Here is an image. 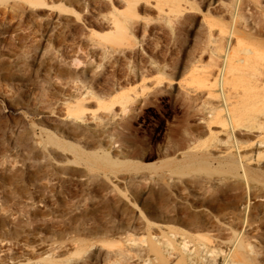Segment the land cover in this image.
<instances>
[{
	"label": "rangeland",
	"instance_id": "rangeland-1",
	"mask_svg": "<svg viewBox=\"0 0 264 264\" xmlns=\"http://www.w3.org/2000/svg\"><path fill=\"white\" fill-rule=\"evenodd\" d=\"M32 1L5 0L0 7L6 8L0 10V264H264V69L253 76L250 61L226 72L222 84L223 53L211 42L224 38V24L234 26L236 15L227 14L236 4L244 15L254 12L243 16L250 23L236 19L242 21L236 28L251 37L244 45L264 44V34L254 32L264 22V0ZM205 98L215 111L223 98L230 107L244 104L250 115L244 123L256 118L261 131L237 127L235 148L223 113L211 115ZM103 153L114 165L94 162ZM228 158L257 180L241 183V167L221 173ZM252 185L263 187L258 197ZM245 238L248 262L230 257L239 241L247 245Z\"/></svg>",
	"mask_w": 264,
	"mask_h": 264
},
{
	"label": "bare ground",
	"instance_id": "bare-ground-1",
	"mask_svg": "<svg viewBox=\"0 0 264 264\" xmlns=\"http://www.w3.org/2000/svg\"><path fill=\"white\" fill-rule=\"evenodd\" d=\"M5 0H0V7H1V4L2 3H5L4 2ZM17 1H19V0H17ZM32 1V0H31ZM34 1V0H33ZM32 1V4L33 3H35L36 1H34L33 2ZM132 1H134V0H128V3H131ZM176 2H177V0H175ZM185 1V0H184ZM233 1V0H232ZM240 1H242V0H240ZM246 1V0H245ZM258 1V3L260 4V0H257ZM256 0L254 1V2H257ZM29 2V1H28ZM137 2V1H136ZM135 2V3H136ZM243 2H244V0H243ZM243 2H242V5H243ZM263 3H264V1H262ZM261 2V3H262ZM13 4L15 3V2H12ZM175 3V2H174ZM182 3H184L183 1H182ZM191 3V2H190ZM235 3V2H234ZM236 3H237V0H236ZM16 4V3H15ZM126 3H124V6L125 7H127L126 5H125ZM137 4H138V2H137ZM187 4V3H186ZM240 4H241V2H240ZM251 4V3H250ZM258 4V5H259ZM5 5H6V3H5ZM5 5H3L4 7H5ZM9 5V4H8ZM184 5V4H183ZM233 5V4H232ZM231 4H230V6H232ZM235 5L236 4H234V9H232L233 11H232V13H231V15H229V14H227L229 17H231L232 19L235 17V15H236V18H235V22H234V26H232L233 24L232 23H229L228 24V22H227V24H224V26L222 27V29L220 30V33H224V38H225V41L224 42H226V43H224V42H222V40H224V38H220L219 40H221V41H218V42H216V40L215 41H211V42H215L214 43V45L212 46V48L214 47V46H216L215 44H217L218 43V47H216V49H215V51H218V53L221 51V53H223V60H222V64H221V68L218 66V65H215V64H217V63H214V61L213 62H210V59L208 58V60L209 61H206V62H210V63H208L209 65H211V63L214 65V67L216 66L218 69L220 68V72L221 73H223L224 74V78H222V84H223V81H226V74L227 73H230V75H231V71L233 72V71H235L237 68H241L242 66H244V67H247V66H251V63H250V61L251 62H253L252 63V66H251V68H254L255 69V71L254 72H252V70H251V72L250 73H253L252 75L253 76H255V74H256V71H257V73H261L262 74V72H263V69H264V44L263 43H261V42H254L253 43V45H252V48H254V50H250V48H247L245 45H244V43L243 42H245V40H247V39H250L251 37L250 36H247L245 33H243V32H241V31H239L237 28L239 27V26H237L236 25V23H241V22H237V17L239 16V19H243V21L245 20L244 18H246V17H243V16H245L244 14H243V12H241V11H239L238 10V8L237 7H235ZM263 5V4H262ZM2 6V7H3ZM10 6V5H9ZM13 6V5H12ZM172 6V5H171ZM229 6V5H228ZM245 6V5H244ZM3 7V8H4ZM176 7V6H175ZM189 8H191L190 7V5L188 6ZM233 7V6H232ZM239 9H243V8H241L242 6L241 5H239ZM261 8H263L262 6H260ZM6 8H4V10H5ZM16 9V8H15ZM172 9V8H171ZM229 10H230V7L228 8ZM259 9V8H258ZM1 10V9H0ZM3 10V9H2ZM2 10H1V13H2ZM3 10V11H4ZM11 10V9H10ZM160 10V9H159ZM182 10H183V8H182ZM162 11V10H161ZM228 11V10H227ZM231 11V10H230ZM238 11L239 12H241V14H243L242 15V17L240 18V16H241V14L240 13H238ZM245 11V10H244ZM249 11V10H248ZM262 11H264V9L262 10ZM6 12V11H5ZM4 12V13H5ZM12 13V12H11ZM251 13H253V16H254V12H252L251 11ZM250 13V14H251ZM260 13V12H259ZM14 14V13H13ZM240 14V15H239ZM249 14V13H248ZM249 14V15H250ZM255 14H256V12H255ZM249 15H246V16H249ZM263 15V14H262ZM250 16H252V14L250 15ZM257 15H255V17H256ZM264 16V15H263ZM3 17V16H2ZM116 17V16H115ZM133 17V16H132ZM227 17V16H226ZM229 17H227V19L229 18ZM260 17H261V15H260ZM224 18V17H223ZM250 18V17H249ZM258 18V17H257ZM252 19V18H251ZM122 20V19H121ZM121 20H115V24H116V26L120 23L119 21H121ZM211 20V19H210ZM249 20V19H248ZM256 20V19H255ZM258 20H260V18L258 19ZM240 21V20H239ZM247 20H245V22H246ZM251 21H254V18L251 20ZM257 21V20H256ZM256 21H254V22H256ZM128 22V21H127ZM126 22V23H127ZM222 22V21H221ZM247 22H249V21H247ZM260 22H263V20H261ZM129 23V22H128ZM127 23V24H128ZM223 23V22H222ZM222 23H220V24H222ZM250 23V22H249ZM249 23H245L246 25H249ZM264 23V22H263ZM263 23H262V25H261V23L259 24V22H258V24L259 25H261V26H257V28H253L254 29V32H255V34L257 35V34H259V35H263L264 34V30L262 31V28L264 27V25H263ZM122 25L124 24V23H121ZM120 24V25H121ZM218 24V23H217ZM242 24V23H241ZM245 24H243V26L245 25ZM257 24V25H258ZM126 24H124L123 26L125 27V29L127 28L126 26H125ZM129 25V24H128ZM210 25V24H209ZM219 25V24H218ZM223 25V24H222ZM221 25V26H222ZM237 26V28H236V26ZM246 25H245V27H246ZM253 25H255V23H253L252 24V26ZM122 26V27H123ZM121 27V28H122ZM215 27V26H214ZM248 27V26H247ZM254 27V26H253ZM113 28H114V25H113ZM219 28H221V27H219ZM245 29V28H244ZM248 29L250 30V27H248ZM247 29V30H248ZM116 30H117V28H116ZM123 31H124V29H123ZM245 31H246V29H245ZM251 31V30H250ZM113 32H114V30H113ZM125 32H127V31H125ZM247 32V31H246ZM117 33V32H116ZM250 33H252V32H250ZM120 34V33H119ZM218 34V33H217ZM225 34L227 35V38L228 37H234L235 38V42H236V44L234 43V45L233 46H230V43H229V38L227 39L226 37H225ZM124 35H126L125 33H124ZM130 35V34H129ZM219 35H221V34H219ZM258 35V37H260ZM127 36V35H126ZM215 36V35H214ZM223 36V35H222ZM101 37V36H100ZM215 37H219V36H215ZM221 37V36H220ZM212 38H214V37H212ZM211 38V39H212ZM106 39V38H105ZM108 39V38H107ZM207 39H208V37H207ZM206 39V40H207ZM231 39V38H230ZM118 40V39H117ZM205 40V41H206ZM113 41V44L116 42L115 40H112L111 38H110V43ZM106 42V41H105ZM118 42V41H117ZM119 42H120V40H119ZM126 43V42H125ZM132 43V42H131ZM207 42H205L204 44H206ZM220 43V44H219ZM119 44V43H118ZM210 44V43H209ZM246 44H247V41H246ZM127 45H130V43L129 44H127ZM210 45H212V44H210ZM206 46V45H205ZM251 46V45H250ZM209 47H211V46H209ZM248 47H249V45H248ZM206 48V47H205ZM204 48V49H205ZM215 48V47H214ZM214 48H213V50H214ZM208 49V48H207ZM207 49H206V51H207ZM212 50V49H211ZM205 51V50H204ZM205 51V52H206ZM210 51V50H209ZM215 51H213L212 53L214 54V52ZM196 52V51H195ZM201 52V51H200ZM205 52H203L204 54H205ZM208 52V51H207ZM199 53V52H198ZM202 53V54H203ZM210 53V52H209ZM209 53H208V55H209ZM216 53V52H215ZM244 53L245 54H248L249 56H245L244 57ZM202 54H201V58H202ZM192 55V54H191ZM197 55V54H196ZM206 55V54H205ZM215 55V54H214ZM216 55H218V54H216ZM214 56L213 57V55H211V56H209V57H213V59H216V57L217 56ZM220 55H222V54H220ZM219 57V56H218ZM179 58V57H178ZM195 58V57H194ZM197 58V57H196ZM218 59V58H217ZM222 59V58H221ZM179 60V59H178ZM76 61V60H75ZM201 61H202V59H201ZM200 61V62H201ZM216 61V60H215ZM195 62H197V61H195ZM204 62V61H203ZM217 62V61H216ZM178 63V62H177ZM203 64V63H202ZM207 64V65H208ZM187 65H190V63H188V64H186V67H187ZM196 65V64H195ZM199 65V64H198ZM206 65V64H205ZM200 66V65H199ZM202 67H203V65H201ZM188 68V67H187ZM194 69H195V67H194ZM185 70V69H184ZM187 70V69H186ZM185 70V71H186ZM200 70V69H199ZM211 70V69H210ZM209 70V71H210ZM216 70V69H215ZM250 70V69H249ZM212 71V70H211ZM219 71V70H218ZM217 71V73H219ZM244 71V70H243ZM197 72V71H196ZM208 72V71H207ZM227 72V73H226ZM235 72H237V71H235ZM241 72V71H240ZM246 72V71H245ZM248 72V71H247ZM195 73V72H194ZM200 73H201V71H200ZM212 73V72H211ZM214 74H216L215 73V71L213 72ZM244 73V72H243ZM202 74H204V72L202 73ZM201 74V75H202ZM208 74V73H207ZM214 74H213V76H214ZM258 74V75H259ZM188 75H190V74H188ZM205 75H206V71H205ZM205 75H202V76H205ZM219 75V74H218ZM218 75H216V76H218ZM228 75V74H227ZM230 75L228 76L229 78L228 79H230ZM233 75V74H232ZM247 76H248V74H246ZM251 75V77L253 78V76ZM257 75V74H256ZM257 75V76H258ZM197 76V75H196ZM201 76V77H202ZM215 76V77H216ZM238 76V75H237ZM237 76L235 77L236 79H237ZM243 76V75H242ZM250 76V75H249ZM256 76V78H259V77H257ZM260 76V75H259ZM262 76V75H261ZM200 77V78H201ZM206 77V76H205ZM204 77V78H205ZM219 77V76H218ZM218 77H216V80H218L219 78ZM244 77H246V76H244ZM251 77H249V79L248 78H245V79H248L249 80V82L251 81L250 79H251ZM203 78V77H202ZM221 78V77H220ZM231 78H232V76H231ZM256 78H254V80H257ZM196 79V78H195ZM209 79V78H208ZM208 79H204V81L206 80H208ZM214 79V78H213ZM234 78H232V80H233ZM244 79V80H245ZM261 79V78H260ZM201 80V79H200ZM238 80V79H237ZM241 80V79H240ZM247 80V81H248ZM253 80V79H252ZM205 81V82H206ZM213 81H215V80H213ZM247 81L245 82V83H247ZM204 82V83H205ZM208 82H209V80H208ZM238 82V81H237ZM248 82V83H249ZM197 83V82H196ZM215 84H217L218 85V83H220V81L219 82H214ZM241 83V82H240ZM183 84V83H182ZM186 84V83H185ZM184 84V85H185ZM190 84V83H189ZM208 84V87H210L212 84L210 83H207ZM221 84V85H222ZM237 84V83H236ZM243 84V83H242ZM262 84V82L260 83V85ZM264 84V83H263ZM192 85V84H191ZM227 85V84H226ZM225 85V86H226ZM187 84L185 85V87L187 88ZM199 86H201V85H199ZM213 86H214V84H213ZM212 86V87H213ZM220 86V85H219ZM229 86V85H228ZM236 86V85H235ZM241 85H239V87H240ZM204 88H206L207 86L205 85V86H203ZM237 87H238V85H237ZM261 87H264L263 85L261 86ZM179 88V87H178ZM190 88H191V86H190ZM198 88H200V87H196V89L198 90ZM225 88V87H224ZM229 88H230V86H229ZM233 88H235V87H233ZM245 88H247V86L245 87ZM253 88V87H252ZM257 88V87H256ZM188 89H189V87H188ZM192 89V88H191ZM191 89H189V90H191ZM223 89V88H222ZM243 90L244 92H245V90L241 87L240 88V90ZM248 89L250 90V91H252L251 90V87L249 88V86H248ZM260 88H258L257 90H259ZM180 90V89H179ZM194 90V89H193ZM230 90L232 91L233 89H231L230 88ZM239 90V89H238ZM238 90H236V91H238ZM241 90V91H242ZM247 90V89H246ZM262 90H264V89H262ZM176 91V90H175ZM194 91H196V90H194ZM235 91V92H236ZM255 91V90H254ZM227 92V91H226ZM239 92V91H238ZM262 92V91H261ZM261 92H260V94H261ZM199 93H201V92H199ZM202 93H203V91H202ZM231 93V92H230ZM240 93V92H239ZM248 93V92H247ZM263 94V96H262V98H264V92H262ZM187 94V93H186ZM197 94H198V92H197ZM236 94H237V92H236ZM242 94V93H241ZM257 94H258V91H257ZM256 94V95H257ZM93 95V94H92ZM199 95V94H198ZM208 96V94H207V92H206V94H205V96ZM209 95H210V93H209ZM211 95H213L212 93H211ZM216 95H218V94H216ZM220 95H222V93L220 94ZM219 95V96H220ZM240 95V94H239ZM243 95V94H242ZM242 95L240 96V97H242ZM250 95V94H249ZM200 96V95H199ZM235 96V95H234ZM238 96V95H237ZM255 96V95H254ZM95 97V96H94ZM203 97V96H202ZM210 97V96H209ZM212 97V96H211ZM218 98V96H215V98ZM249 97V96H248ZM258 96H256V98H257ZM86 98V97H85ZM200 98H201V96H200ZM204 98V97H203ZM220 98H222V96H220ZM235 98V97H234ZM244 98H246V96L245 97H243V99ZM254 98V97H253ZM255 98V99H256ZM261 98V97H260ZM127 99V98H126ZM206 99H208V98H205L204 100H206ZM219 99V98H218ZM233 99V98H232ZM247 99V98H246ZM98 100H100V99H98L97 98V101ZM186 100V99H185ZM187 100H189V98L187 99ZM194 99H192L191 101H193ZM196 100V99H195ZM204 100H202V101H204ZM210 100H211V98H210ZM221 100V99H220ZM235 100H237V98L235 99ZM234 99H233V101H235ZM249 100V99H248ZM250 100H251V98H250ZM253 100V99H252ZM199 101V100H198ZM198 101H193V104H194V102H197V104H196V106H198V107H196V106H194V107H196V108H199V105H201V104H199L198 105ZM215 101V100H214ZM217 101V100H216ZM222 103H221V105L219 106L220 108L219 109H217L218 111H215L214 110V108H211L210 106L212 105V103L209 101V99H208V102H207V100L205 101L206 103L204 104L205 106H207V103H208V105H209V107L211 108V110H212V112H211V115H214L215 117H216V115H218L217 113L218 112H221V113H223L220 117H221V119H222V122L227 126V128L230 130V133H229V131H228V133L230 134V135H232V131H234V129H236L237 127H242V128H246V130L247 129H249V128H253L254 129V131H256L257 129L258 130H260L259 128H260V125H262V123L261 124H255L256 122H255V119H254V123L253 122H251V123H248V124H246V123H244L245 121H246V119L248 118V117H250V115H247V112H246V110H245V108H244V104H241V103H239V104H241V105H239V107L237 108V107H230L229 106V104H228V102H227V100L225 99V98H223L222 100ZM261 101H262V99H261ZM77 102H83L82 100L81 101H77ZM98 102H102L103 103V101H98ZM211 103V105H210V103ZM213 102V101H212ZM238 102V101H237ZM248 102V101H247ZM127 103V102H126ZM186 103H187V101H186ZM192 103V102H191ZM200 103H202L201 101H200ZM216 103H218V102H214V104L216 105ZM230 103H231V101H230ZM262 103V102H261ZM124 104V103H123ZM190 104V103H189ZM202 104V105H203ZM83 105V104H82ZM125 105V104H124ZM123 105V106H124ZM184 105V104H183ZM188 105V104H187ZM261 105H264L263 103L261 104ZM191 106V105H190ZM212 106H214V105H212ZM78 107H79V105H78ZM82 107V106H81ZM188 107V106H187ZM111 107H109V109H110ZM195 108V109H196ZM202 108H205V107H203L202 106ZM202 108H199V109H202ZM70 109V108H69ZM108 109V110H109ZM113 109V108H112ZM125 109H127V108H125ZM124 109V110H125ZM206 109L207 110H209L208 109V107L207 108H205V112L204 113H206ZM71 110H73V109H70V112H71ZM193 110H194V108H193ZM113 111V110H112ZM189 111H192L191 109L189 110ZM196 111V110H195ZM70 112L68 113L69 115H70ZM111 112V111H110ZM114 112V111H113ZM112 112V113H113ZM194 112V111H193ZM76 113H78V112H76ZM83 113H84V110H83ZM83 113H81V115H83ZM191 114H193L192 112H190ZM197 113V112H196ZM203 113V112H202ZM208 113H210V111H208ZM254 113V115H255V112H253ZM257 113V112H256ZM258 113H260L261 114V112H258ZM68 115V116H69ZM73 115V114H72ZM114 115V114H113ZM253 115V114H252ZM67 116V117H68ZM185 116H187V114L185 115ZM190 116V114L188 115V117ZM193 116V115H192ZM194 116H197V114L195 115L194 114ZM214 116L211 118V119H213L214 118ZM257 117H258V115H256ZM73 117V116H72ZM74 117H76V116H74ZM82 117V116H81ZM207 117V116H206ZM209 117V116H208ZM255 117V116H254ZM253 116H251V119H253L254 118ZM196 118V117H195ZM246 118V119H245ZM82 119V118H81ZM84 119V118H83ZM258 120V119H257ZM203 122V121H202ZM210 122H211V120H210ZM248 122V121H247ZM223 126V125H222ZM193 127V126H192ZM191 127V128H192ZM263 127H264V125H263ZM188 128H189V126H188ZM220 128V127H219ZM226 128V127H225ZM256 128V129H255ZM179 129V128H178ZM236 130H238V129H236ZM250 130V129H249ZM251 131V130H250ZM261 131V130H260ZM179 132H180V130H179ZM178 132V133H179ZM241 132V131H240ZM248 132V131H247ZM191 134V133H190ZM228 134V136H226V138L228 137V138H230V135ZM251 134V133H250ZM192 135V134H191ZM247 136H248V134H246ZM238 136V135H237ZM246 136V137H247ZM180 137V136H179ZM181 138V137H180ZM232 138H233V140H231V138H230V140H231V142L233 141V143H234V146H235V148L236 147H238V144H239V141H238V139H234V137H233V135H232ZM244 138H245V136H244ZM183 139V138H182ZM216 139V138H215ZM219 139V138H218ZM241 139H243V138H241ZM240 139V140H241ZM186 140V139H185ZM196 140V139H195ZM198 140V139H197ZM196 140V141H197ZM244 140V139H243ZM242 140V141H243ZM249 139H247V141H248ZM219 141V140H218ZM218 141H216V142H218ZM262 141V140H261ZM188 142V141H187ZM186 142V143H187ZM224 143L226 142V141H223ZM222 142V143H223ZM229 142V141H228ZM244 142V141H243ZM184 143V142H183ZM193 143V142H192ZM191 143V144H192ZM213 143V142H212ZM221 143V142H220ZM219 143V144H220ZM232 143V144H233ZM240 143H242V142H240ZM258 143V142H257ZM256 143V144H257ZM263 143V141L261 142V144ZM218 144V143H217ZM227 145L229 144V143H226ZM59 145V144H58ZM193 145V144H192ZM181 146V145H180ZM229 147L231 146V145H228ZM176 147V146H175ZM188 147V146H187ZM218 147V146H217ZM229 147H227V148H229ZM208 148V147H207ZM216 148V147H215ZM226 148V147H225ZM245 148V147H244ZM205 149V148H204ZM211 149H213L214 150V148H211ZM219 149V148H218ZM247 148H245V150H246ZM170 150V149H169ZM194 150V149H193ZM217 150V149H216ZM167 151H168V149H167ZM235 152H236V150H234ZM241 152V151H240ZM240 152H238V153H240ZM163 154V153H162ZM236 154V153H235ZM243 154H244V152H243ZM259 155V154H258ZM242 156V155H241ZM254 156V155H253ZM184 157V156H183ZM239 157V156H238ZM240 158V157H239ZM250 158V157H249ZM93 159H94V162H98V163H101V164H105V165H108V166H110L111 164L112 165H114V163L109 159V157H108V155L106 154V153H103V155H101V156H94L93 157ZM243 159V158H242ZM209 160H211V159H209ZM243 160H245V159H243ZM251 161H252V158L250 159ZM212 162V161H211ZM247 162H249V159L247 160ZM214 164V163H213ZM225 164H227V166L225 165V167H228L226 170H225V168L224 169H220L221 171V173H224V172H229V173H232V169L233 170H237V169H239L241 166H238L239 165V163L238 162H234V160H233V158H228V161H226L225 162ZM187 165V164H186ZM215 165V164H214ZM220 165V164H219ZM241 165V164H240ZM182 166V165H181ZM216 166V165H215ZM185 167V166H184ZM223 167H224V165H223ZM248 167V166H247ZM217 168V167H216ZM242 168V167H241ZM201 169H203V168H201ZM243 169V175H241V183H247V185H249V183H250V181L252 182V180H253V182H254V180L256 179V177H257V175L256 174H252V173H250V172H248L247 171V169L245 168V167H243L242 168ZM173 171V170H172ZM186 171V170H185ZM250 171H252V170H250ZM239 172V171H238ZM254 172V171H253ZM199 173H201V172H199ZM257 173V172H256ZM202 174V173H201ZM219 174V173H218ZM239 174V173H238ZM203 175V174H202ZM214 175V174H213ZM226 175V174H225ZM204 176V175H203ZM231 176V175H230ZM234 177H236V176H234ZM229 178V177H228ZM172 179V178H171ZM237 179H239V178H237ZM9 180V179H8ZM231 180V178H229V181ZM257 180V179H256ZM184 181V180H183ZM188 181H190L192 184H194V185H196V184H200L199 182H201L200 181V179H198V177H191L190 179H188ZM232 181V180H231ZM230 181V182H231ZM264 181V180H263ZM226 182H228V181H226ZM257 182V181H256ZM177 183V182H176ZM185 183H186V181H185ZM190 183V184H191ZM259 183H261L262 184V182H259ZM191 184V185H192ZM220 184V183H219ZM235 184V183H234ZM189 185V184H188ZM205 185H207V183L205 184ZM243 185H245V184H243ZM246 185V186H247ZM255 185H256V183H255ZM263 185V184H262ZM181 186V185H180ZM190 186V185H189ZM212 186V185H211ZM210 186V187H211ZM222 186H223V184H222ZM192 187V186H191ZM220 187V186H219ZM242 186H240V193H238L237 194V199H239V200H237V201H241V199H242V191L244 192V189L243 188H241ZM252 187H253V190L251 191V194H253L252 196H256V197H258V194H255L256 192V190H260V189H262L263 187H264V185H263V187H261V188H259V187H257V186H254V185H252ZM255 187V188H254ZM182 187H179V191H181L182 189H181ZM216 188V187H215ZM181 189V190H180ZM206 189V188H205ZM242 190V191H241ZM246 190H249V189H245V191ZM193 191V190H192ZM194 191H196V190H194ZM207 191V190H206ZM177 192H178V190H177ZM197 192H198V190H197ZM200 192V191H199ZM198 192V193H199ZM248 192V191H247ZM258 192V191H257ZM212 193V192H211ZM184 194V193H183ZM196 194V193H195ZM202 194V193H201ZM235 194V193H234ZM250 194V193H249ZM207 195V194H206ZM209 195V194H208ZM207 195V196H208ZM178 196V195H177ZM185 196V195H184ZM202 196V195H201ZM247 196V195H246ZM245 196V197H246ZM254 196V197H255ZM233 197V196H232ZM232 197H231V199H232ZM235 197V196H234ZM233 197V198H234ZM249 197V196H248ZM248 197H247V199H248ZM254 197H252L253 198V200L255 199ZM259 197H262V196H259ZM195 198V197H194ZM208 198H210V197H208ZM228 198H230V197H228ZM236 199V198H235ZM249 199H251V198H249ZM248 199V200H249ZM243 200V199H242ZM256 200V199H255ZM258 200V199H257ZM260 200V199H259ZM262 200V199H261ZM159 201V200H158ZM193 201V200H192ZM202 201V200H201ZM245 201V200H244ZM251 201V200H250ZM202 203H204V202H202ZM217 204L219 203V201L218 202H216ZM222 203V202H221ZM225 203V202H224ZM246 203H247V201H246ZM257 203V202H256ZM160 204V203H159ZM212 204H213V202H212ZM211 204V205H212ZM230 204V203H229ZM238 204V203H237ZM243 204H245V203H242V205ZM248 204V203H247ZM221 205V204H220ZM249 205V204H248ZM247 205V206H248ZM223 206V205H222ZM246 206V205H245ZM160 207H161V205H160ZM216 207V206H215ZM194 208H195V206H194ZM210 208H211V206H210ZM218 208V207H217ZM244 208V207H243ZM250 208H251V206H250ZM249 208V209H250ZM214 209V208H213ZM219 209V208H218ZM246 209H248V207L246 208ZM253 209V208H252ZM162 210V209H161ZM251 210V209H250ZM249 210V211H250ZM246 211H248V210H246ZM262 211V210H261ZM160 212H162V211H160ZM165 212V211H164ZM244 212V211H243ZM243 212H241L242 214H243ZM254 212V211H253ZM252 212V215L254 214ZM263 212V211H262ZM167 213V212H166ZM241 213H239V214H241ZM169 214V213H168ZM209 214V213H208ZM256 215H257V213H255ZM262 214V213H261ZM260 214V215H261ZM237 215V214H236ZM248 215H249V212H248ZM264 214H262V216H263ZM176 216V215H175ZM239 216V215H238ZM241 217L242 216H244V215H240ZM203 217V216H202ZM222 217V216H221ZM249 217V216H248ZM207 218V217H206ZM247 218V217H246ZM245 218V219H246ZM255 218V217H254ZM229 219H230V217H229ZM232 219V218H231ZM262 219H263V217H262ZM208 220V219H207ZM222 220V219H221ZM234 220V219H233ZM247 220V219H246ZM249 220V219H248ZM254 220V219H253ZM252 220V221H253ZM258 220V219H257ZM264 220V219H263ZM199 221V220H198ZM214 221V220H213ZM230 221V220H229ZM236 222L238 221V220H235ZM234 222V221H233ZM239 222V221H238ZM237 222V223H238ZM231 223H232V221H231ZM235 223V222H234ZM236 223V224H237ZM242 223V222H241ZM246 223V222H245ZM206 224V223H205ZM256 224V223H255ZM207 225V224H206ZM220 225V224H219ZM238 225V224H237ZM239 225H240V222H239ZM242 226H243V224H242ZM242 226H241V228H242ZM253 226V225H252ZM210 227H211V225H210ZM220 227V226H219ZM239 227V226H238ZM237 227V228H238ZM245 227V226H244ZM247 227V226H246ZM258 227V226H257ZM212 228V227H211ZM255 228H256V226H255ZM204 229V228H203ZM205 229H206V227H205ZM235 229H236V227H235ZM239 229H240V227H239ZM243 229V228H242ZM247 229V228H246ZM191 231H192V229H190ZM197 230V229H196ZM195 230V228H194V231H196ZM221 232V231H220ZM231 232V231H230ZM236 232V231H235ZM214 233V232H213ZM213 233H211V234H213ZM222 233H225L224 231L222 232ZM221 233V234H222ZM237 233V232H236ZM172 235V237H173V235H177V234H171ZM216 235V234H215ZM214 235V236H215ZM224 235H227V234H224ZM223 235V237L225 238V236ZM180 236V235H179ZM181 236H183V238H182V240H183V242H181V244L180 245H182L183 244V248H185V247H187L186 246V242L184 241L185 240V237H184V235L183 234H181ZM217 236V235H216ZM218 236H219V234H218ZM231 236V235H230ZM229 236V237H230ZM236 236H237V234H236ZM220 237H222L221 235H220ZM222 237V238H223ZM249 238H250V236H248ZM253 237H255V236H253ZM252 237V238H253ZM175 238V237H174ZM228 238V237H227ZM252 238H250V239H252ZM132 239V238H131ZM236 239V238H235ZM234 239V240H235ZM209 240V239H208ZM246 240V238L244 239V241ZM165 241H167V240H165ZM187 241V240H186ZM211 241V240H210ZM209 241V242H210ZM247 241L248 240H246V242L245 243H247ZM251 241V240H250ZM206 242H208V241H206ZM208 242V243H209ZM214 242V241H213ZM239 242H240V244H239ZM238 242V246H236V249L235 250H233V252L231 253V256L230 257H235V258H239V257H243V256H247L244 252L247 250V246L249 247V245H248V243H247V245L246 244H243V243H241V241H239ZM191 243V242H190ZM211 243H212V241H211ZM218 243H220V242H218ZM250 243V242H249ZM170 244V243H169ZM168 244V245H169ZM198 244V243H197ZM203 243H201L200 245H202ZM204 245V244H203ZM211 245V244H210ZM212 245H215V243H213ZM220 245V244H219ZM170 247H171V244L169 245ZM217 246V245H216ZM232 246V245H231ZM206 247V246H205ZM243 249V250H241V249ZM246 248V249H245ZM255 248V247H254ZM211 249H212V246H211ZM244 249H245V251H244ZM250 249V248H249ZM251 249H252V246H251ZM251 249H250V253H253V252H251ZM214 250V249H213ZM220 250V249H219ZM173 251H174V249H173ZM183 251V250H182ZM209 251V250H208ZM215 251H217L216 249L214 250V252ZM244 251V252H243ZM252 251H254V250H252ZM259 251V250H258ZM211 252L212 253H214L212 250H211ZM210 252V253H211ZM221 252H223V251H221ZM217 253V252H216ZM256 253H258L257 251H256ZM259 253H261L260 251H259ZM258 253V255H260ZM174 254V253H173ZM215 254V253H214ZM255 253H253L252 255H254ZM169 255V254H168ZM187 255V254H186ZM212 255V254H211ZM256 255V254H255ZM53 256V255H52ZM189 257V256H188ZM187 257V258H188ZM212 257V256H211ZM210 257V258H211ZM244 257V258H245ZM254 257V256H253ZM256 257H257V255H256ZM256 257H255V259H256ZM224 258H226V257H223V259ZM258 258V257H257ZM45 259V258H44ZM214 259H215V257H214ZM222 259V260H223ZM228 259H229V257H228ZM243 259V258H242ZM248 259L249 258H247L246 257V259H245V261L246 262H248ZM38 260V259H37ZM187 260V259H186ZM197 260V259H196ZM213 260V259H212ZM216 260V259H215ZM225 260V259H224ZM224 260H223V262H224ZM230 260H232V259H230ZM244 260V259H243ZM242 260V261H243ZM28 261V260H27ZM42 261H44V260H41V262ZM59 261H61V260H59ZM189 261V260H188ZM191 261V260H190ZM229 261V260H228ZM227 261V262H228ZM34 262H36V260L34 261ZM31 263V261H29V263L28 264H37L38 262H36V263ZM50 261L48 260V262L46 261V263L48 264ZM214 261H212L211 263H213ZM216 262V261H215ZM222 262V263H223ZM231 262V261H230ZM241 262V261H240ZM245 262V263H246ZM255 262V261H254ZM43 263V262H42ZM52 264H62L61 262H58V261H52L51 262ZM207 263V262H206ZM232 263V262H231ZM231 263H229V264H231ZM251 263V262H250ZM38 264H40V262L38 263ZM65 264H66V262H65ZM207 264H209V263H207ZM213 264H215V263H213ZM217 264V263H216ZM220 264V263H219ZM225 264V263H224ZM227 264V263H226ZM237 264V263H236ZM239 264V263H238ZM242 264H244L243 262H242ZM247 264H249V263H247Z\"/></svg>",
	"mask_w": 264,
	"mask_h": 264
}]
</instances>
